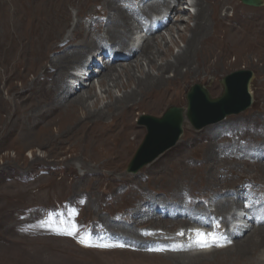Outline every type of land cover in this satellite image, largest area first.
<instances>
[{"label": "bare ground", "instance_id": "obj_1", "mask_svg": "<svg viewBox=\"0 0 264 264\" xmlns=\"http://www.w3.org/2000/svg\"><path fill=\"white\" fill-rule=\"evenodd\" d=\"M170 1L0 0V92L9 94L0 114L8 120L17 136L16 141L27 140L31 131L35 132L42 123L55 124L60 135L49 137V141L80 145L81 155L92 163H81V168L86 167L87 171L79 178L80 181L87 184L102 181L115 183L127 180L121 170L141 135L134 122L137 113H160L166 104L180 98L182 82L198 71L194 65H209L210 59L215 58L222 66L220 70H223L227 65L231 66L226 60L234 56L235 64H244L253 72L250 93L251 84L255 82V88L264 96V10L242 11L238 0H192L189 8L194 10L193 18L187 19L192 25L184 26L185 12L181 10L185 7L181 6L178 10L170 6ZM84 2L90 5L85 6V3L82 6ZM178 2L186 4L184 0ZM261 2L263 6L264 0ZM137 3L143 4L142 8ZM69 7L76 8L75 21L71 19ZM228 11L232 12L230 16ZM158 15L162 19L161 25L154 28L152 24L160 21L155 19ZM162 29L167 32L169 41L160 35ZM67 30L69 35L65 36ZM144 31L146 35L143 37L139 33ZM186 32L189 33L187 42L173 55L170 42L172 45L177 43L173 34L183 41ZM50 54L54 56L51 58ZM97 61L102 63L99 70ZM39 63L48 64V74L36 75ZM76 67L77 71L86 69L87 80L84 75L79 79L77 73L69 72ZM94 78H97L96 84ZM67 80L75 85H69ZM17 81L23 90L17 91L18 88L13 85ZM95 86L99 87L100 96L94 91ZM181 115L183 129L187 123L185 111H181ZM254 139L255 136H252ZM200 146L201 140L198 139L193 150ZM185 148L189 150L192 146ZM248 148L252 155L245 152L251 156L250 159L255 162L253 164L262 163L256 166L255 175L264 178V139L248 143ZM240 149L236 151L243 154ZM76 155L74 150L73 158ZM211 158L207 156L208 160ZM154 163L162 169L173 165L167 154ZM151 174L153 176L149 177L154 181V172L151 171ZM146 180L149 181V178ZM249 182L250 187L244 186L245 182L239 185L234 198L225 197L213 204L216 208L214 213H218V216L224 214L220 223L229 226L225 236L231 238L235 245L232 250L235 249L233 253L236 259L232 264H264V226H259L261 222L264 225V191L261 190L260 181L251 179ZM3 197L7 199L9 195ZM134 199L131 202H136L138 207L144 202L138 196ZM239 203L245 215L254 217L252 221L244 219L245 225L240 223L242 215H232L229 211ZM144 204L146 206L142 208L159 210L152 200ZM161 205L164 206V214L152 212L149 218L153 221L150 226L154 231L172 233L170 237L165 236L169 242L163 245L172 241L180 244L181 239L185 238L183 241L186 245L183 247L186 250L199 246L196 236L193 238L197 241L191 243L193 233L188 230L192 227L205 229V223L194 217L202 207L181 206V200ZM126 207L130 209V206ZM182 208L184 213L181 212ZM143 213L138 210L133 214L140 216ZM214 213L202 215L208 219L213 215L215 219L217 215ZM165 214L169 220L164 222L160 218ZM233 220L238 223L231 231ZM112 230L117 231L116 228ZM219 230L216 232L214 227L211 232L223 235ZM240 235L244 237L242 240H239ZM122 243L125 245L126 242ZM166 252L172 253L170 250Z\"/></svg>", "mask_w": 264, "mask_h": 264}, {"label": "rangeland", "instance_id": "obj_2", "mask_svg": "<svg viewBox=\"0 0 264 264\" xmlns=\"http://www.w3.org/2000/svg\"><path fill=\"white\" fill-rule=\"evenodd\" d=\"M137 2L139 3V1ZM184 2L186 4L183 5L178 0H171L170 6L172 5L171 7H176L178 10L184 6L185 9L181 10V12H185V15L183 14L185 20L182 25L191 26L192 22L187 19L188 17L193 18L194 10L189 8L192 0H184ZM238 3L242 11L264 10V5L250 7L244 5L241 0H238ZM87 5L90 3H86L85 6ZM138 5L142 8L143 4ZM76 13L75 7H69L72 21H75ZM231 13L228 11V16ZM159 18L160 15L156 16L155 19L160 21L154 22L152 27L160 28L162 19ZM156 25L157 27H155ZM161 32L160 35L168 40L167 32L163 29ZM187 33H185L186 38L183 41H180L175 33L173 34L177 42L174 45L170 42L173 55L182 49L184 42H187L189 36ZM139 34L144 37L146 32ZM68 35L67 30L65 36ZM53 56L54 54H50L51 58ZM124 59L125 57L122 60ZM235 61L236 57L230 56L226 62H229L231 66L227 65L223 70H220L222 66L215 58L210 59L209 65H207L208 63L203 66L194 65L198 71L182 82L180 98L166 104L160 113L144 111L137 113L134 122L141 135L121 170V174L127 180L115 183L102 181L97 184H87L80 181L79 178L87 171L86 167L81 168V163H90V161H86L85 157L81 155L80 145L49 141V137L60 135L57 133L55 124L42 123L35 132L31 131L32 134L27 140L21 139L17 142V136L10 128L8 120L0 114V264H232L231 262L236 259L233 253L235 249L232 250L235 245L231 238L229 240L224 237L229 226L220 223L224 214L218 216V213H214L216 208L213 204L225 197L234 198L235 190L239 188V185L245 182L246 184L243 185L250 187L249 180L251 181V179L260 181L261 190L264 191L262 188L264 178L256 176L254 171L256 166L259 167L262 163L253 164L255 162L250 159L252 151L248 148V143L264 139L262 132L264 130L262 127L264 125V113L262 112L264 111V96L260 90L255 88V82L251 84L254 102L250 108L200 130H196L189 124L190 122L185 117L187 123L182 129V137L173 147L137 173H128L127 168L149 133V129L140 124L142 117L150 116L161 119L171 107L182 108L186 115V98L194 85L204 86L210 97L216 98L222 93L220 81L223 77L238 71H249L253 75V72L244 64L237 65ZM96 64L99 70L102 65L101 61H97ZM215 64H218V67ZM47 67L48 64L39 63L36 75L40 77L48 74ZM76 70L77 67L70 69L69 72L76 73ZM28 77L34 78L32 75H28ZM93 80L96 84L97 78ZM66 82L74 86L68 80ZM13 85L18 88L17 91L23 90L20 88L19 81ZM95 89L94 91L100 96L99 87L97 86ZM114 91L115 94H118L116 90ZM8 98L9 94L7 95L5 91L0 92V109ZM99 106L101 105L99 104ZM252 136H255L254 140H252ZM198 139L201 140V146L193 150ZM236 143L239 145L235 146ZM189 145L192 148L188 150L185 146ZM242 146L244 147L241 148ZM238 148H241L243 154L237 152ZM74 150L77 155L73 158ZM245 151H248L250 155H247ZM164 154L169 155L172 159L173 165L167 169H162L157 163H154ZM207 156L208 158L212 157L211 160H208ZM151 171L154 172V181L149 177L153 176ZM146 178H149V181ZM5 194L9 195L7 199L3 197ZM137 196L139 200L144 199L140 207L136 202H131ZM130 197L133 199L129 200ZM176 198L179 200L176 201ZM151 200L155 202V206H159V210L152 211L151 207L142 208V206H146L145 202ZM180 200L182 201L181 206L192 208H194L193 205L201 206L204 211L201 208L200 213L198 212L199 214L194 217L205 223L204 231L211 232L214 227L216 232L220 229L219 232L224 235H222L224 237L222 241L226 243L217 244L218 248L197 250V247H192L186 250L183 247L186 245L183 241L184 238L181 239L180 244L172 241L168 245H163L169 242L166 237H170L172 233L164 231L161 234L154 231L150 226L153 221L150 220L149 215L156 211L164 214V206L161 204L179 202ZM126 206H130V209L128 210ZM138 210H142L144 213L140 216L134 215L133 213ZM229 211L232 215H242L240 223L243 225L246 223L244 219L252 221L255 216L252 214L253 218H251L245 215L241 203ZM181 212L184 213V208L181 209ZM209 212L217 215L215 219H213V215L209 219L204 218L202 214ZM160 220L165 222V220H169V217L161 216ZM233 222L235 225L238 223L234 220ZM259 224L260 227L264 226L262 222ZM259 226L257 225V227ZM112 228H116L117 231ZM196 228L198 227H192L188 231L192 233ZM68 232H73L74 235H68ZM83 237L87 238V244L90 246L79 242ZM243 238L241 237L239 240ZM192 239L191 243H195L194 241L199 238L195 240L192 235ZM122 241L126 242L125 245ZM101 245L108 247H101ZM222 245L224 246L222 247ZM227 248L228 250H225ZM215 249H224V251H214ZM167 250L172 253H167Z\"/></svg>", "mask_w": 264, "mask_h": 264}, {"label": "water", "instance_id": "obj_3", "mask_svg": "<svg viewBox=\"0 0 264 264\" xmlns=\"http://www.w3.org/2000/svg\"><path fill=\"white\" fill-rule=\"evenodd\" d=\"M241 2L250 7L263 4L261 0ZM251 79L252 73L249 71H238L223 77L220 81L222 93L216 98H211L204 86L194 85L186 98V117L190 124L200 130L250 108L254 102L249 91ZM181 111L182 108L171 107L161 119L150 116L141 118L140 124L145 125L149 133L129 163L128 173H137L180 140L183 134Z\"/></svg>", "mask_w": 264, "mask_h": 264}, {"label": "snow or ice", "instance_id": "obj_4", "mask_svg": "<svg viewBox=\"0 0 264 264\" xmlns=\"http://www.w3.org/2000/svg\"><path fill=\"white\" fill-rule=\"evenodd\" d=\"M67 234L68 235H74L73 232H68ZM197 235L200 237V239L198 240V243H200V245L202 247H207L208 245L205 242V240L203 239L204 234L203 233H197ZM79 242H81L82 244H85L86 246H90L87 244V238L86 237L81 238ZM101 247H108V246L107 245H101Z\"/></svg>", "mask_w": 264, "mask_h": 264}]
</instances>
